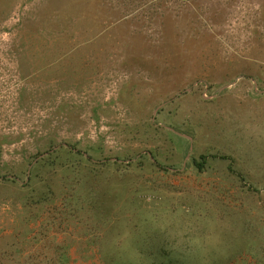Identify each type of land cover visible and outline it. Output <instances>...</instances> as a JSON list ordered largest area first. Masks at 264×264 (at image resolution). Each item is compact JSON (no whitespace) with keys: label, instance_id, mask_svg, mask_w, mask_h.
I'll return each mask as SVG.
<instances>
[{"label":"rangeland","instance_id":"rangeland-1","mask_svg":"<svg viewBox=\"0 0 264 264\" xmlns=\"http://www.w3.org/2000/svg\"><path fill=\"white\" fill-rule=\"evenodd\" d=\"M259 89L264 0H0V264H264Z\"/></svg>","mask_w":264,"mask_h":264},{"label":"water","instance_id":"water-1","mask_svg":"<svg viewBox=\"0 0 264 264\" xmlns=\"http://www.w3.org/2000/svg\"><path fill=\"white\" fill-rule=\"evenodd\" d=\"M235 82H236V80L232 81L230 84H227V85H224V86H221V87H218V88H214V87L209 86L205 80H197V81L194 82L192 85H190L189 87H186L183 91L179 92L174 98L178 97L179 95L183 94V93L186 92V91L191 90L194 86H196V85H198V84H203V85H205V86H206V89H207V91H208L209 93H211V94H217V93H220V92H222V91H225L226 89H228L229 87H231V85H233ZM258 91H259V92H264V89H259ZM174 98L162 102V103H161V104L155 109V111H154V115H153V118H152V121H153L155 124H159V125L161 124V125H163L162 123H158V122L156 121V113H157V111L160 110L164 105H166V104L170 103L172 100H174ZM164 126H167V125L164 124ZM170 127H171L172 129H174V131L178 132L179 134L187 136L186 134L181 133L178 129L174 128L173 126H170ZM187 137H188V139H189V141H190L189 151H188V154H187L186 159L184 160V163L182 164V166H181L179 169L184 168V166H185V165H186V164L192 159V157H193L194 147H193L192 139H191L190 136H187ZM65 145H66V144H65ZM66 146H67V147H70V146H68V145H66ZM70 148L75 149V148H73V147H70ZM49 152H50V151H48V152H46V153H44V154H41L40 157H41V156H44V155H46V154H48ZM142 155H147L152 161L156 162V160L154 159V157H152V155L148 154L147 152L139 153L134 159H129V160H122V159H119V161H121V162H125V163H126V162H130V161L136 160L137 158H139V157L142 156ZM37 160H38V158H36V159L34 160V162H36ZM29 170H30V169H29ZM172 170H176V169L173 168ZM28 172H29V171H28ZM11 178H12V179H16L15 177H11ZM28 178H29V175H27L26 179H25L23 182H26V181L28 180Z\"/></svg>","mask_w":264,"mask_h":264},{"label":"trees","instance_id":"trees-1","mask_svg":"<svg viewBox=\"0 0 264 264\" xmlns=\"http://www.w3.org/2000/svg\"><path fill=\"white\" fill-rule=\"evenodd\" d=\"M149 126H151L156 132H161V131H167V129L165 128V127H163L162 125H154L152 122H150L149 123ZM176 127L175 128H177L178 126L177 125H175ZM179 130V129H178ZM170 132V131H169ZM188 133H191V132H188ZM173 135V138H175L176 136H175V134L174 133H172ZM177 146H179V147H181L183 150H182V152L184 153V152H186L187 151V145H181L180 143L177 145ZM63 150H65L66 152H68V153H72V151H69L68 149H64L63 148ZM41 152V151H40ZM39 152V153H40ZM152 152V157H154V159L156 160V162H157V165H154V164H152L154 161H152V163H151V161H149L148 160V157H146V156H142V157H140L138 160H137V162H136V164L137 165H139L140 167L141 166H143V164H146V163H150V164H152V166H154L156 169H159V170H165L166 171V169L163 167L164 165H162L160 162H159V160H160V157L158 156V154H157V152H155V151H151ZM74 154H78V155H80L82 152H73ZM59 154H60V152L58 151V153H56V155H54L53 157H57V156H59ZM87 154H88V159L92 162V163H94V164H104V163H101V161L102 160H98V161H95V160H93L92 158H91V153H89V151H87ZM34 156V155H33ZM53 157H52V159H53ZM206 157V155H201L200 156V158H201V160L200 159H197V157H193L192 158V160H191V162L192 163H194V164H196L198 167H200V169H201V167H202V162H203V160H202V158L204 159ZM54 158V159H55ZM98 158H100V157H98ZM118 160L120 159V158H117ZM155 163V162H154ZM170 164H172V165H175V163H170ZM125 166H129V165H125Z\"/></svg>","mask_w":264,"mask_h":264}]
</instances>
